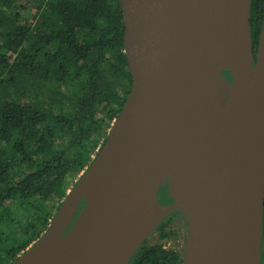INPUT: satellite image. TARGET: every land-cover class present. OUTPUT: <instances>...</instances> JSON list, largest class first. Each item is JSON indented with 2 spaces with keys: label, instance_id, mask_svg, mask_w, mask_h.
I'll return each instance as SVG.
<instances>
[{
  "label": "water",
  "instance_id": "1",
  "mask_svg": "<svg viewBox=\"0 0 264 264\" xmlns=\"http://www.w3.org/2000/svg\"><path fill=\"white\" fill-rule=\"evenodd\" d=\"M130 92L90 165L42 237L10 264H37L66 231L57 264H126L175 212L187 220L183 264H260L264 208V108L260 113L247 0L236 70L186 62L188 11L204 0H120ZM264 29V27H263ZM263 32V30H262ZM262 35V33H261ZM229 71L230 79L223 72ZM195 146L198 204H162L154 176L168 141ZM169 191V188H168ZM73 215V217H74Z\"/></svg>",
  "mask_w": 264,
  "mask_h": 264
},
{
  "label": "trees",
  "instance_id": "2",
  "mask_svg": "<svg viewBox=\"0 0 264 264\" xmlns=\"http://www.w3.org/2000/svg\"><path fill=\"white\" fill-rule=\"evenodd\" d=\"M263 27L264 0H251L255 55ZM131 85L120 0H0V264L42 237ZM161 190L174 200L167 185ZM180 214L165 218L126 264H183L165 244L178 237L169 226Z\"/></svg>",
  "mask_w": 264,
  "mask_h": 264
},
{
  "label": "bare ground",
  "instance_id": "3",
  "mask_svg": "<svg viewBox=\"0 0 264 264\" xmlns=\"http://www.w3.org/2000/svg\"><path fill=\"white\" fill-rule=\"evenodd\" d=\"M246 2L247 0H204L188 11L193 22L189 27L190 48L185 54L187 63L198 70L237 69L238 41ZM259 63L256 93L261 113L264 108V29ZM194 150L193 144L179 140L168 141L158 162L154 185L158 187L162 178L167 177L169 192L173 196L197 205L202 191L200 179L204 175L201 171L195 175L190 174V169L196 166ZM73 215L68 213L64 217L61 227L55 233L57 245L37 264H57V257L66 241L64 227L72 221Z\"/></svg>",
  "mask_w": 264,
  "mask_h": 264
},
{
  "label": "rangeland",
  "instance_id": "4",
  "mask_svg": "<svg viewBox=\"0 0 264 264\" xmlns=\"http://www.w3.org/2000/svg\"><path fill=\"white\" fill-rule=\"evenodd\" d=\"M163 185H167V186L169 185V179L167 177L162 178L161 185H160V188L158 190V193L160 192L161 187ZM84 203H85L84 201H82L80 203V205L78 206V208H77V210L75 212V215H74L73 219L74 218L75 219L77 218V216H78L79 212L81 211ZM181 213L182 214H180L179 216H177L173 220V222L170 224V226H169V227L175 229L178 232V237L167 241L165 244L167 246L174 247L175 249H177L178 251H180V253H182V255L184 256L185 246H186V240H187V220H186L185 214L183 212H181ZM73 219H72L71 223L69 224L70 226L68 225L69 228L71 227V225L75 221V219L74 220ZM68 229H66V230H68ZM156 240H157V234H153L150 237V242L153 243Z\"/></svg>",
  "mask_w": 264,
  "mask_h": 264
},
{
  "label": "flooded vegetation",
  "instance_id": "5",
  "mask_svg": "<svg viewBox=\"0 0 264 264\" xmlns=\"http://www.w3.org/2000/svg\"><path fill=\"white\" fill-rule=\"evenodd\" d=\"M227 77L230 79V76L228 74H226ZM158 197H159V200L162 204H169L171 203L173 200H170V201H164L163 200V195H162V190H160V192L158 193Z\"/></svg>",
  "mask_w": 264,
  "mask_h": 264
}]
</instances>
